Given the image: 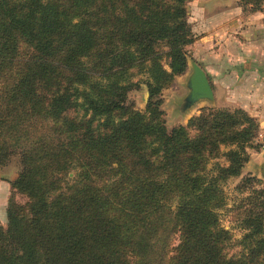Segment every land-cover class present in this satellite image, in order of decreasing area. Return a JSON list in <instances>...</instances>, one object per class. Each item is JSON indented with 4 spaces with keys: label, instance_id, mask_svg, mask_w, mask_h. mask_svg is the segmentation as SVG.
<instances>
[{
    "label": "trees",
    "instance_id": "trees-1",
    "mask_svg": "<svg viewBox=\"0 0 264 264\" xmlns=\"http://www.w3.org/2000/svg\"><path fill=\"white\" fill-rule=\"evenodd\" d=\"M191 1L0 0V168L18 158L26 199L9 200L0 264H264V191L239 255L218 215L258 123L203 108L167 130L157 99L188 69ZM138 75L143 113L126 103Z\"/></svg>",
    "mask_w": 264,
    "mask_h": 264
},
{
    "label": "crops",
    "instance_id": "crops-1",
    "mask_svg": "<svg viewBox=\"0 0 264 264\" xmlns=\"http://www.w3.org/2000/svg\"><path fill=\"white\" fill-rule=\"evenodd\" d=\"M187 8L194 36L187 47V62L204 71L214 101L197 104L186 120L198 116L203 108L242 110L264 127L263 9L243 7L239 0H192ZM189 73L188 65L176 79H186Z\"/></svg>",
    "mask_w": 264,
    "mask_h": 264
},
{
    "label": "rangeland",
    "instance_id": "rangeland-1",
    "mask_svg": "<svg viewBox=\"0 0 264 264\" xmlns=\"http://www.w3.org/2000/svg\"><path fill=\"white\" fill-rule=\"evenodd\" d=\"M189 9L191 11V6H189ZM261 9L264 12V5ZM187 12L189 13L188 8ZM189 17L187 20L190 22ZM134 80L139 82V86L128 93L126 103L130 104L135 110L143 113L146 110L149 100V92L147 93L148 89L144 83L145 77L138 75ZM146 93L148 95L147 100ZM186 93L185 77L178 80L175 78L173 83L163 89L157 98L161 101L160 108L164 113L167 130H172L176 126L183 125L182 123L186 125L188 123L186 119L195 113L197 106L187 112L183 111L182 100ZM263 133L264 127L259 126L254 138L250 142V146L246 149L248 162L243 165L240 175L228 179L222 186L225 206L218 211V215L220 226L231 235V241L227 249L228 256H235L239 255L240 252L242 253L240 241L245 234V230L240 226L239 220L244 218V211L250 208L246 199L256 197V191H264V176L261 173L264 158ZM228 150V147H221L220 156L208 162L207 171H212L216 163L220 166H225L227 162L221 157V154ZM19 173L20 165L17 157L12 158L5 166L0 168V224L4 229L7 226V207L12 195L15 202L19 204H23L26 201L23 196L14 193L11 188V184L17 179ZM246 178L255 179L258 183L254 182L242 187V182ZM177 242V238L173 237L171 247L176 246Z\"/></svg>",
    "mask_w": 264,
    "mask_h": 264
},
{
    "label": "water",
    "instance_id": "water-1",
    "mask_svg": "<svg viewBox=\"0 0 264 264\" xmlns=\"http://www.w3.org/2000/svg\"><path fill=\"white\" fill-rule=\"evenodd\" d=\"M188 65L190 73L186 78L187 93L182 100L184 112L193 109L199 103L205 102L211 104L214 101L213 90L204 71L192 61H188ZM147 93L146 100L148 99ZM261 173L264 176V158Z\"/></svg>",
    "mask_w": 264,
    "mask_h": 264
},
{
    "label": "built area",
    "instance_id": "built-area-1",
    "mask_svg": "<svg viewBox=\"0 0 264 264\" xmlns=\"http://www.w3.org/2000/svg\"><path fill=\"white\" fill-rule=\"evenodd\" d=\"M263 137H264V133H263Z\"/></svg>",
    "mask_w": 264,
    "mask_h": 264
}]
</instances>
